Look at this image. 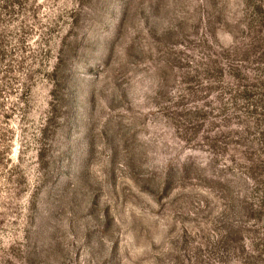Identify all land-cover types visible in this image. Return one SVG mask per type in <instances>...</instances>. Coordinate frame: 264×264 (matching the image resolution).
<instances>
[{
    "label": "rangeland",
    "instance_id": "374dc122",
    "mask_svg": "<svg viewBox=\"0 0 264 264\" xmlns=\"http://www.w3.org/2000/svg\"><path fill=\"white\" fill-rule=\"evenodd\" d=\"M0 264H264V0H0Z\"/></svg>",
    "mask_w": 264,
    "mask_h": 264
}]
</instances>
